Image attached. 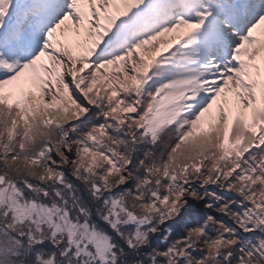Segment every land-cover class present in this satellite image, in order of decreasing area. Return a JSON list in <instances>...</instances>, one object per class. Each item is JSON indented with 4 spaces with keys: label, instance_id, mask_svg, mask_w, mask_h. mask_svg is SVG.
Segmentation results:
<instances>
[{
    "label": "snow or ice",
    "instance_id": "obj_1",
    "mask_svg": "<svg viewBox=\"0 0 264 264\" xmlns=\"http://www.w3.org/2000/svg\"><path fill=\"white\" fill-rule=\"evenodd\" d=\"M0 264H264V0H0Z\"/></svg>",
    "mask_w": 264,
    "mask_h": 264
}]
</instances>
